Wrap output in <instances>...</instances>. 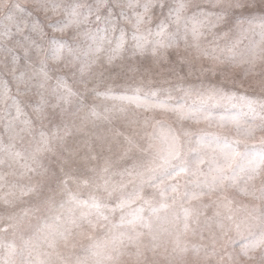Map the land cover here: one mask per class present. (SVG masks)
<instances>
[{
    "label": "snow or ice",
    "instance_id": "snow-or-ice-1",
    "mask_svg": "<svg viewBox=\"0 0 264 264\" xmlns=\"http://www.w3.org/2000/svg\"><path fill=\"white\" fill-rule=\"evenodd\" d=\"M157 110L174 120L138 118ZM162 245L264 264V0H0V264Z\"/></svg>",
    "mask_w": 264,
    "mask_h": 264
},
{
    "label": "rangeland",
    "instance_id": "rangeland-1",
    "mask_svg": "<svg viewBox=\"0 0 264 264\" xmlns=\"http://www.w3.org/2000/svg\"><path fill=\"white\" fill-rule=\"evenodd\" d=\"M13 2H17V0H13ZM18 2L21 3L22 5H30L31 4V0H18ZM205 63H207V62H205ZM165 67H167V66H165ZM218 67H223V66H218ZM178 69H179V73L185 77V82L196 83V82L199 81V79L203 78V77L200 76L198 71L194 70L193 73H192V76L189 77L186 69H184L182 67H179V66H178ZM156 71H158V70H154V73H153V80L155 81V85L154 86L169 87L170 85H173V84H175L177 82L176 73L175 72H173V73L165 72L163 75L157 76V75H155ZM228 71H229V73H235L236 77L239 78V74H240V72H242V69L229 68ZM147 79L148 78L146 76L145 77V86L146 87L148 86ZM203 79L209 80V79H214V78H212V77H204ZM215 79H218V77L215 78ZM256 79H258V78H249L248 80L244 81V87L246 89H248L250 92L253 91V90H258L256 82H255ZM229 86H231V85H229ZM174 94H178V93H174ZM129 112H130V115H131L132 113L135 112V109H130ZM137 115H138V118L141 121L146 116L149 117V118L154 117L155 120L166 121V122H169V123H171L174 120V117L172 116L171 113H165V112H162V111H159V110L151 111V112H143V111H141ZM186 126H188V125H186ZM203 126L204 125L202 124L201 127H203ZM191 127H196V126L195 125H191ZM121 130H123V129H121ZM224 131H228V129H224ZM23 183H27V181L24 180ZM178 227L182 229V227H183L182 223L179 224ZM85 243H86V241H85ZM76 251L79 253L80 249L78 248ZM160 253H163L164 255H158L156 257V259L158 260L159 264H167V261L164 259V256H166L167 253L164 252V246L163 245H162V247L160 249ZM148 256H149V259H152V255H151L150 252L148 253Z\"/></svg>",
    "mask_w": 264,
    "mask_h": 264
}]
</instances>
